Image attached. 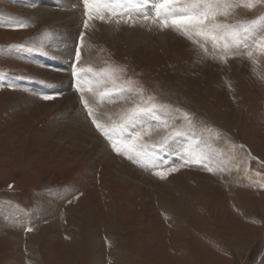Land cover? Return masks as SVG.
<instances>
[{"label": "rangeland", "instance_id": "1", "mask_svg": "<svg viewBox=\"0 0 264 264\" xmlns=\"http://www.w3.org/2000/svg\"><path fill=\"white\" fill-rule=\"evenodd\" d=\"M43 1L53 8L44 12L60 11L59 0H0V79L15 85L0 87V264H255L261 254L264 264V50L225 63L213 58L210 41L194 43L150 22L93 20L84 29L82 7L81 66L119 69L117 84L135 81L156 102L197 118L212 150L200 151L213 172L200 165L169 172L180 164L175 152L183 143L171 155L159 153L157 167L118 155L92 124L72 75L67 88L59 85L61 29L54 14L37 13ZM261 16L258 5L238 9L230 22ZM9 18L26 26L10 27ZM92 86L103 91L112 83ZM84 93L88 98L87 85ZM69 95L78 99L80 118L64 128ZM132 99L139 97L90 107L107 117L101 123H118ZM181 124L178 115L168 130ZM96 142L102 158L93 154Z\"/></svg>", "mask_w": 264, "mask_h": 264}, {"label": "snow or ice", "instance_id": "2", "mask_svg": "<svg viewBox=\"0 0 264 264\" xmlns=\"http://www.w3.org/2000/svg\"><path fill=\"white\" fill-rule=\"evenodd\" d=\"M81 3L85 17L84 29H87L89 21L93 20L112 23L113 19H116V23L123 22L130 26H143L150 22L161 30L179 32L192 39L194 43L199 40L210 41L213 58L225 63L229 55L246 54L249 58H253L255 50H264V16L230 22V17L235 15L238 9L255 10L258 5L264 6V0H81ZM149 4L150 11L145 10V6ZM8 26L22 28L26 24L9 18ZM50 35L44 33V37ZM83 42L84 32H81L78 43L73 49L74 58L70 61L73 84L81 93L82 103L87 109L88 116L92 118V124L108 139L113 151L130 160L135 158L143 161L145 165L151 164L152 167H157L156 162L161 159L159 153H169L173 144L183 143V150L175 152L180 164L170 167L169 172L191 165H200L205 170L213 172V167L209 166L211 164L209 156L200 151L201 147L208 148L210 152L212 150L198 131L195 115L156 102V98L146 95L145 89L135 81L127 80L117 84L115 73L121 71L119 69L101 68L93 71L91 67L84 68L81 66ZM199 47L205 54L208 53L209 49L203 44ZM3 75L0 73V77ZM89 76L92 79H88ZM94 80L96 82L109 80L112 87L100 91L92 86ZM6 85L15 87L14 84L0 79V87ZM86 85L90 94L88 98H85L84 93ZM131 97H139V99H132L130 101L132 106L122 110L118 123L115 121L101 123L100 116L104 114L98 116L90 107L91 104L103 105L105 102H114V98L127 100ZM51 98L53 97L43 96L46 100ZM178 115L182 118V124L173 126L169 131V120L174 121ZM161 130L165 134L151 143L154 134H158ZM217 138L219 139L218 136ZM220 171L223 169L221 168ZM155 174L161 178L166 175L163 171H157Z\"/></svg>", "mask_w": 264, "mask_h": 264}, {"label": "bare ground", "instance_id": "3", "mask_svg": "<svg viewBox=\"0 0 264 264\" xmlns=\"http://www.w3.org/2000/svg\"><path fill=\"white\" fill-rule=\"evenodd\" d=\"M56 1V0H55ZM61 3V7H60V11H55V10H47V9H53L51 3L48 2H41L38 4V14L41 15H47V16H52V14H54L52 17V19L50 18V20L52 21V23L54 22H58L60 28L61 29V33L59 35V37L55 38V41L57 43H59V45H61L62 49L61 50H57L56 53L57 55H61L60 57V63L58 64L60 66V69H58L56 71V78L57 81L59 83L60 86H64V88H67L71 82H72V77H71V73L69 70H66V68H64V66H67L69 64V62L72 60V55L74 53L73 49L76 46V40L78 35L81 33L82 28H81V21H82V5L79 2V0H59ZM57 2V1H56ZM76 6V8L74 9L75 11H77V15L75 16V19L73 18V28L67 27L66 26V21L68 19L67 16H69V11L71 9L72 6ZM68 12V14H67ZM36 13V14H37ZM71 13V12H70ZM239 13V12H238ZM29 14V13H28ZM34 14V13H33ZM37 14V15H38ZM74 15V14H73ZM33 17V16H32ZM37 18V17H36ZM44 18V17H43ZM67 18V19H66ZM60 22H59V21ZM51 23V22H50ZM56 25V24H55ZM101 24H98V26H100ZM89 33V30H88ZM58 34V33H57ZM106 34V33H105ZM137 34V33H136ZM63 35V36H62ZM169 35V34H168ZM131 36V32L129 34L128 37ZM134 36V35H132ZM162 36V35H160ZM167 36V35H166ZM131 38V37H130ZM162 38V37H161ZM167 40V39H166ZM73 42V44H72ZM188 43V42H187ZM58 46V45H57ZM164 46V45H163ZM65 50V51H64ZM64 61V62H63ZM69 66V65H68ZM182 87V86H181ZM75 94V92H74ZM60 99V98H59ZM169 99V98H168ZM78 99L76 98V96L74 95H69L68 99H67V105L65 106V108L62 111V117L65 118L66 123H65V127H68L69 125L72 126L73 123L77 124L76 121L79 120L80 118V112H74V109L78 106ZM63 103V102H62ZM61 103V104H62ZM58 105V104H57ZM60 105V104H59ZM56 106V105H55ZM61 106V105H60ZM96 112V111H95ZM97 113V112H96ZM98 115L100 116V113H98ZM100 118L103 119H107V117H105V115L100 116ZM73 127V126H72ZM67 131V130H66ZM72 133V132H71ZM83 135V134H82ZM92 138V137H91ZM77 140V139H76ZM91 140V139H90ZM93 140H96L95 137L93 136ZM90 142V141H89ZM93 143V142H92ZM94 150L95 153H93L94 155L96 154L97 157L102 158V154L105 152V149L103 147V144L101 142H99L97 144L94 143ZM106 153V152H105ZM104 157V156H103ZM107 159V158H106ZM105 159V160H106ZM97 160V159H96ZM102 161V160H101ZM100 161V162H101ZM98 162V161H97ZM118 167V166H117ZM121 167V166H120ZM118 167V168H120ZM122 168V167H121ZM120 175V174H119ZM183 228V227H182ZM264 243V240H263ZM126 256V255H125ZM262 257H259V262L261 261Z\"/></svg>", "mask_w": 264, "mask_h": 264}, {"label": "water", "instance_id": "4", "mask_svg": "<svg viewBox=\"0 0 264 264\" xmlns=\"http://www.w3.org/2000/svg\"><path fill=\"white\" fill-rule=\"evenodd\" d=\"M261 257H262V254H261ZM259 258L256 260L255 264H259Z\"/></svg>", "mask_w": 264, "mask_h": 264}]
</instances>
